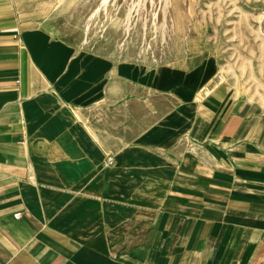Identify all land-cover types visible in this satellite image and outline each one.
Here are the masks:
<instances>
[{
	"label": "crops",
	"instance_id": "0c3cea01",
	"mask_svg": "<svg viewBox=\"0 0 264 264\" xmlns=\"http://www.w3.org/2000/svg\"><path fill=\"white\" fill-rule=\"evenodd\" d=\"M48 4L0 0V264H264V107L213 59L80 48Z\"/></svg>",
	"mask_w": 264,
	"mask_h": 264
},
{
	"label": "rangeland",
	"instance_id": "374dc122",
	"mask_svg": "<svg viewBox=\"0 0 264 264\" xmlns=\"http://www.w3.org/2000/svg\"><path fill=\"white\" fill-rule=\"evenodd\" d=\"M47 16L59 37L117 59H213L211 87L264 107V0H49Z\"/></svg>",
	"mask_w": 264,
	"mask_h": 264
},
{
	"label": "built area",
	"instance_id": "2783aa9c",
	"mask_svg": "<svg viewBox=\"0 0 264 264\" xmlns=\"http://www.w3.org/2000/svg\"><path fill=\"white\" fill-rule=\"evenodd\" d=\"M107 163H108V164H110V163H112V161H111V160H109ZM17 216H18V215H17Z\"/></svg>",
	"mask_w": 264,
	"mask_h": 264
}]
</instances>
